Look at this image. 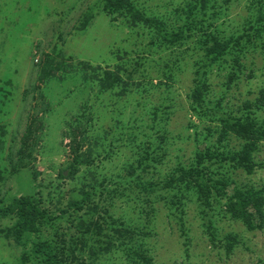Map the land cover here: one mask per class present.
Listing matches in <instances>:
<instances>
[{
    "label": "rangeland",
    "instance_id": "374dc122",
    "mask_svg": "<svg viewBox=\"0 0 264 264\" xmlns=\"http://www.w3.org/2000/svg\"><path fill=\"white\" fill-rule=\"evenodd\" d=\"M129 1L157 28L102 0H0V204L33 196L46 214L20 243L14 217L0 220V264H39L38 242L63 264H264V220L248 230L225 211L237 187L264 190V134L248 174L231 160L242 141L224 132L249 113L264 131V0ZM211 37L228 43L212 62ZM72 129L82 164L61 177ZM198 152L209 204L179 178Z\"/></svg>",
    "mask_w": 264,
    "mask_h": 264
},
{
    "label": "trees",
    "instance_id": "16d2710c",
    "mask_svg": "<svg viewBox=\"0 0 264 264\" xmlns=\"http://www.w3.org/2000/svg\"><path fill=\"white\" fill-rule=\"evenodd\" d=\"M104 3V10L110 13H122L126 16L129 24L144 23L152 28L158 26L154 19L146 17L137 7H135L129 0H102ZM171 41L176 42L182 39L180 33L170 34ZM210 45L204 50V61H215L220 59L228 48V43L221 42L216 37H211L208 41ZM197 69L194 72L195 87L191 93V100L193 103L199 105L202 102L204 91L208 89L206 79L203 78L204 73ZM259 105H264V91L260 92ZM225 133H231L242 141V145L238 151L231 157V160L239 167L243 168L248 174L254 172L255 162L254 153L258 149V144L263 137L264 131L262 127L257 126L255 119L251 117L250 113L245 116L229 119L224 121ZM72 139L70 149L72 160L70 162L69 170L65 175L63 172L59 174L61 177H71L77 172L82 161L81 142L78 140V135L72 129ZM31 129L28 127L22 138L23 148L18 151L19 160L23 158L28 151V140ZM208 152H198L195 155V165L189 169H180V179H195L194 188L198 192V198L201 203L209 204L210 196L213 194L216 185L212 177L204 173L202 164L207 159ZM23 160V159H21ZM25 167L21 163L20 168ZM194 176V177H193ZM41 201L33 196H18L13 197L7 205L0 204V220L8 217H14L15 222L10 229V234L17 243L21 242L25 234L37 233L42 224L46 214L41 207ZM226 213L233 219L241 221L248 230H255L262 227L264 220V190H257L252 187H237L232 194L227 198L225 204ZM208 230L212 229L211 222H208ZM211 239H214L213 233ZM33 253L40 259L39 264H63L57 250L48 242H38L35 244ZM63 258V257H62Z\"/></svg>",
    "mask_w": 264,
    "mask_h": 264
}]
</instances>
